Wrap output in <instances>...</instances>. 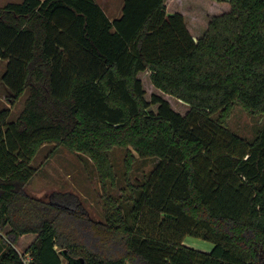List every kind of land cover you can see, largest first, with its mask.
Masks as SVG:
<instances>
[{"label":"trees","instance_id":"obj_1","mask_svg":"<svg viewBox=\"0 0 264 264\" xmlns=\"http://www.w3.org/2000/svg\"><path fill=\"white\" fill-rule=\"evenodd\" d=\"M207 1L225 10L199 35L170 0H124L113 20L96 0L0 6L8 101L27 93L15 121L0 110V264H264V125L253 141L227 126L236 105L264 116V0ZM51 141L90 156L103 185L114 147L127 173L135 154L158 162L129 214L107 196L101 221L75 193H28ZM29 233L27 260L14 244Z\"/></svg>","mask_w":264,"mask_h":264},{"label":"rangeland","instance_id":"obj_2","mask_svg":"<svg viewBox=\"0 0 264 264\" xmlns=\"http://www.w3.org/2000/svg\"><path fill=\"white\" fill-rule=\"evenodd\" d=\"M22 1L0 0V6L10 2L19 3ZM99 1L104 2V0ZM170 1L178 7L177 10L186 13L189 26L197 35L206 28L207 21L211 16L208 11L213 9L219 13L225 10L221 2L217 3L207 0ZM6 71V60H0V110L10 108L9 121H15L24 107L27 93L14 106L9 103V90L3 82V75ZM144 82H148V75L144 76ZM174 102L178 109L184 110L182 102L177 100H174ZM214 117L216 118L217 115ZM263 125V115H252L240 105L234 107L227 123L228 128L232 132L248 141L254 140ZM109 155L115 171V182L107 181L106 185H103L90 156L85 153L72 151L56 141L46 142L31 163L32 167L37 169V173L34 174L27 186L28 193L44 201L49 200L51 194L55 191L75 193L80 197L84 207L87 208L90 214L101 221L105 219L107 210L111 209L107 202V196H110L113 200L120 203L124 213L127 215L132 207L131 198L138 196L141 192V190L137 189V186L147 180L158 162V158H142L135 154L136 159L132 164L131 170L127 173L125 166L126 149L114 147L110 150ZM131 184L133 188H131ZM7 230L2 231V234H6ZM35 238L36 234L29 233L26 236L19 237L14 244L16 250L27 260L30 259L27 251L28 245ZM184 241L185 244L203 251H210L214 245L210 241L192 236L186 237Z\"/></svg>","mask_w":264,"mask_h":264},{"label":"crops","instance_id":"obj_3","mask_svg":"<svg viewBox=\"0 0 264 264\" xmlns=\"http://www.w3.org/2000/svg\"><path fill=\"white\" fill-rule=\"evenodd\" d=\"M96 2L104 9L110 19L113 20L122 16L124 0H104V2L96 0ZM7 64L8 60H6V65ZM22 236H26V234ZM30 244L31 242L28 246H30Z\"/></svg>","mask_w":264,"mask_h":264},{"label":"water","instance_id":"obj_4","mask_svg":"<svg viewBox=\"0 0 264 264\" xmlns=\"http://www.w3.org/2000/svg\"><path fill=\"white\" fill-rule=\"evenodd\" d=\"M38 198V197H37ZM38 199H41V198H38ZM42 200V199H41ZM74 264H76V263H74Z\"/></svg>","mask_w":264,"mask_h":264},{"label":"built area","instance_id":"obj_5","mask_svg":"<svg viewBox=\"0 0 264 264\" xmlns=\"http://www.w3.org/2000/svg\"><path fill=\"white\" fill-rule=\"evenodd\" d=\"M22 255V254H21Z\"/></svg>","mask_w":264,"mask_h":264}]
</instances>
